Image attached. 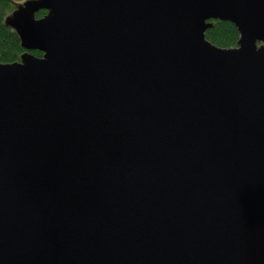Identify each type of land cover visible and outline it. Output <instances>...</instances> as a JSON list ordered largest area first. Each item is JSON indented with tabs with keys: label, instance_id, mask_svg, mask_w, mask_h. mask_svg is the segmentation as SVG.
Returning a JSON list of instances; mask_svg holds the SVG:
<instances>
[{
	"label": "water",
	"instance_id": "obj_1",
	"mask_svg": "<svg viewBox=\"0 0 264 264\" xmlns=\"http://www.w3.org/2000/svg\"><path fill=\"white\" fill-rule=\"evenodd\" d=\"M5 24L0 264H264V0H26Z\"/></svg>",
	"mask_w": 264,
	"mask_h": 264
},
{
	"label": "trees",
	"instance_id": "obj_2",
	"mask_svg": "<svg viewBox=\"0 0 264 264\" xmlns=\"http://www.w3.org/2000/svg\"><path fill=\"white\" fill-rule=\"evenodd\" d=\"M26 0H0V61L12 63L20 60L25 51L21 47L17 33L5 24L6 17ZM46 10H40L36 17L40 18L46 14ZM212 26L205 32V37L213 44L228 48L236 46L239 32L235 25L229 21L211 20ZM36 56L42 53L38 50L31 51Z\"/></svg>",
	"mask_w": 264,
	"mask_h": 264
}]
</instances>
